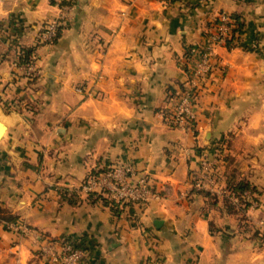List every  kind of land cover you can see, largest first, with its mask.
<instances>
[{
	"label": "crops",
	"instance_id": "crops-1",
	"mask_svg": "<svg viewBox=\"0 0 264 264\" xmlns=\"http://www.w3.org/2000/svg\"><path fill=\"white\" fill-rule=\"evenodd\" d=\"M70 1L57 39L35 46L39 74L29 84L18 48L36 44L58 9L0 0V207L16 216L0 217V264H52L39 249L48 238L80 244L86 264H264V0ZM219 11L240 15L243 27L232 47L215 48L219 67L194 129L169 125L184 51ZM227 132L219 186L231 175L248 180L255 207L231 200L228 209L224 190L192 187L200 153L216 152ZM123 161L161 195L115 214L79 189L57 192Z\"/></svg>",
	"mask_w": 264,
	"mask_h": 264
},
{
	"label": "built area",
	"instance_id": "built-area-1",
	"mask_svg": "<svg viewBox=\"0 0 264 264\" xmlns=\"http://www.w3.org/2000/svg\"><path fill=\"white\" fill-rule=\"evenodd\" d=\"M58 15L49 18L43 25L39 34L41 40L52 42L56 35L60 19L63 18L72 7L70 4H61L58 0ZM235 26L233 18L226 11H219L211 21L205 33L203 41L193 44L189 50L188 58H184L185 80L183 88L176 90V94L169 98L172 100L171 108L167 110L165 120L169 125L180 126L193 130L197 115L195 108L199 104L202 93L212 81L214 70L219 67V60L215 53L218 45H224L227 37L232 33ZM17 64V63H16ZM29 76H38L39 70L35 63L17 64ZM81 91V87L76 88ZM199 164L191 171V183L195 190L218 191L217 164L223 160L220 154L203 151L200 153ZM79 190L88 193L91 191L108 195L115 201H132L135 204H144L152 197L161 195L162 188L149 177L139 175L134 165L130 162H118L98 172L89 173L78 185ZM244 205L256 206L252 192L247 189L243 191ZM237 197L232 196L236 202ZM25 232L28 227H23ZM264 232V225L262 227ZM52 264H86V250L70 238L45 239L39 246Z\"/></svg>",
	"mask_w": 264,
	"mask_h": 264
},
{
	"label": "trees",
	"instance_id": "trees-1",
	"mask_svg": "<svg viewBox=\"0 0 264 264\" xmlns=\"http://www.w3.org/2000/svg\"><path fill=\"white\" fill-rule=\"evenodd\" d=\"M229 15L233 18L235 26L232 28V33L229 37H227L226 41H225V46L226 47H232L235 44V40L238 37V31L243 27V20L241 19L240 15L236 14V13H229ZM211 24V22L209 23V25ZM208 25V26H209ZM60 25H58L57 27V31H56V35L53 38V41H55L57 39V37L60 35ZM193 45H189L186 47L185 51H184V58H188L189 56V50L190 47ZM36 58V54H35V45H28V46H20L18 48L17 54H16V63L17 64H30L33 63L35 61ZM37 76H29L27 81L28 83H33L36 80ZM179 88H183L184 86V82L183 81H179L178 82ZM170 94L174 95L176 94V90L175 88H171L170 89ZM164 114H167V111L164 112ZM217 148H220L219 145H217ZM104 168H100V169H93L90 170L86 176L89 173H95L98 172L100 170H102ZM86 176L83 178L85 179ZM226 183L228 184V189L230 190V192L232 193L233 196L240 198L243 191L249 189L251 192L254 191V187L253 185L250 184V182L248 180H245L243 178H239L237 180H234L230 177H227ZM79 188L77 187L76 189H68L66 187H58L57 192L62 195V196H67L69 195H74L77 190ZM199 192H202L206 195L209 194H213L212 192L206 191V190H199ZM88 195H93L95 196L96 199H100L102 200V202L106 205H108L110 207V209L115 213V214H119L122 210L123 207H127L129 208L130 211H133L134 208V202L132 201H115L114 199L110 198L108 195H104L102 193H97L94 191L88 192ZM223 201L226 205V207L228 209H235L234 208V204L229 200V198L225 195L223 196ZM246 205H248V203H246ZM236 210V209H235ZM0 217L2 219H5L7 221H13L16 219V216L7 212L5 209L0 207ZM261 237L264 239V232L261 233ZM80 245V244H79Z\"/></svg>",
	"mask_w": 264,
	"mask_h": 264
},
{
	"label": "rangeland",
	"instance_id": "rangeland-1",
	"mask_svg": "<svg viewBox=\"0 0 264 264\" xmlns=\"http://www.w3.org/2000/svg\"><path fill=\"white\" fill-rule=\"evenodd\" d=\"M50 2H52V3H54V4H56V3H58V0H50ZM60 3L61 4H71L72 5V2L70 1V0H60ZM56 7H57V4H56ZM58 9V8H57ZM70 10V9H69ZM68 10V11H69ZM46 21V20H45ZM45 21H43L42 23H41V25H40V27H39V34L42 32V30H43V25H44V23H45ZM42 35V34H41ZM41 35H38V38H37V43L36 44H34L35 46H37V45H39V44H41V43H45V41L44 40H41L40 38H41ZM77 87H81L80 85H78V86H76V88ZM82 88V87H81ZM229 140V132H227V134H225V135H223V136H221L220 138H219V140H218V142H219V144H221L219 147L220 148H217V146H216V148H215V150H216V154L218 153V154H220V157L222 158V160H223V162L222 163H218L217 164V166H216V168H217V181H218V189H221V190H224L223 192H222V196H227L228 198H229V200L231 201L232 200V193L230 192V190L228 189V184L225 182L224 183V186L222 187H220L219 185H220V182H221V180H223V176H224V171H222V165L224 164L225 165V162L227 161V153H226V150H224L225 148H226V146H227V141ZM230 174V173H229ZM235 174V173H234ZM236 175V174H235ZM225 176H226V174H225ZM227 176H228V174H227ZM230 178H232L233 179V181L234 180H237V179H239V178H237V177H232V175H231V177ZM225 180H227V177H225ZM196 191H199V190H196ZM213 193H216V191H214ZM254 199H255V197L254 196H252ZM255 201H256V199H255ZM238 204H241L242 206H244V207H250L249 205H244V202H245V199H243L242 198V196L240 197V198H238L237 199V201H236ZM256 203H257V201H256ZM260 231V235H261V233H262V229L261 230H259ZM262 241H264V239L262 238Z\"/></svg>",
	"mask_w": 264,
	"mask_h": 264
},
{
	"label": "water",
	"instance_id": "water-1",
	"mask_svg": "<svg viewBox=\"0 0 264 264\" xmlns=\"http://www.w3.org/2000/svg\"><path fill=\"white\" fill-rule=\"evenodd\" d=\"M159 222V219L155 220V223L157 224Z\"/></svg>",
	"mask_w": 264,
	"mask_h": 264
}]
</instances>
